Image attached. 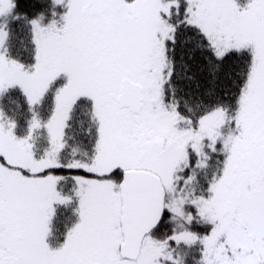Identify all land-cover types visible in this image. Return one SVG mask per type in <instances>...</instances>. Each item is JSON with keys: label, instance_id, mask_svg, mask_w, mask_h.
Returning <instances> with one entry per match:
<instances>
[{"label": "snow or ice", "instance_id": "obj_1", "mask_svg": "<svg viewBox=\"0 0 264 264\" xmlns=\"http://www.w3.org/2000/svg\"><path fill=\"white\" fill-rule=\"evenodd\" d=\"M0 264H264V0H0Z\"/></svg>", "mask_w": 264, "mask_h": 264}]
</instances>
